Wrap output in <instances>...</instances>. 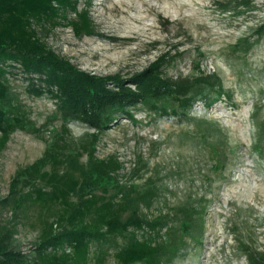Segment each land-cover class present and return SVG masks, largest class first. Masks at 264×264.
I'll return each mask as SVG.
<instances>
[{
	"label": "rangeland",
	"instance_id": "374dc122",
	"mask_svg": "<svg viewBox=\"0 0 264 264\" xmlns=\"http://www.w3.org/2000/svg\"><path fill=\"white\" fill-rule=\"evenodd\" d=\"M147 2L154 9L146 16L136 0H80L94 36L76 38L65 24L38 30L39 36L77 69L99 77L127 82L164 56L166 78L191 77L198 69L220 80V99L210 105L197 100L185 117L157 116L141 107L130 110L132 120L120 116L99 136L94 157L120 164L115 175L122 186L140 193L155 187L156 198L143 209L149 218L169 214L178 227V209L202 212L201 229L183 237V257L174 264H248L242 246L264 251V35H256L264 26V0ZM9 84L31 125L11 134L0 151V198L8 195L16 171L41 157L62 124L52 99L29 94L20 73L13 72ZM67 129L69 144L79 145L92 133L80 123ZM107 190L116 192L111 184ZM42 213L37 204L14 217L9 208L0 210V223L15 227L20 251L32 250ZM113 252L105 264H117Z\"/></svg>",
	"mask_w": 264,
	"mask_h": 264
},
{
	"label": "trees",
	"instance_id": "16d2710c",
	"mask_svg": "<svg viewBox=\"0 0 264 264\" xmlns=\"http://www.w3.org/2000/svg\"><path fill=\"white\" fill-rule=\"evenodd\" d=\"M79 4L0 0V151L11 134L31 125L9 84L15 71L24 77L29 94L52 99L62 122L55 140L35 162L16 171L8 195L0 198V210L9 208L13 217L36 204L46 214L38 217L39 233L29 253L16 247L14 225L0 223V264H105L110 248L117 264H174L183 257V237L201 229L202 212L178 209V227L169 214L149 218L143 209L156 198L155 187L140 193L119 184L115 172L120 164L97 160L95 146L120 116L132 120L130 110L137 107L157 116L185 117L197 100L210 105L223 95L220 80L198 69L191 77L166 78L164 56L127 82L80 71L49 48L38 31L65 24L76 38L94 36L91 17ZM256 35H264V26ZM69 123L92 133L79 145L65 143ZM83 155L85 162L80 161ZM106 184L116 192L108 195ZM49 215L56 217L50 221ZM241 250L248 264H264V251L246 245Z\"/></svg>",
	"mask_w": 264,
	"mask_h": 264
},
{
	"label": "bare ground",
	"instance_id": "6f19581e",
	"mask_svg": "<svg viewBox=\"0 0 264 264\" xmlns=\"http://www.w3.org/2000/svg\"><path fill=\"white\" fill-rule=\"evenodd\" d=\"M138 3H139V6L142 8V11H141V13L143 14V15H148V12H151V11H153V7L152 6H150L148 3L149 2H147V0L145 1V0H136ZM151 1V0H150ZM158 1V0H157ZM159 1H168V0H159ZM154 2V1H153ZM127 3V2H126ZM151 3V2H150ZM128 4V3H127ZM119 6L120 7H124V3L123 2H120L119 3ZM132 8L131 7H126V10L128 11V10H131ZM117 11L116 13L118 14V15H126V14H124V13H126L124 10H121L120 8L118 9L117 7H112V9H111V11ZM140 11V10H139ZM138 11V12H139ZM140 13V14H141ZM133 21L134 22H137V21H140L139 19H133Z\"/></svg>",
	"mask_w": 264,
	"mask_h": 264
}]
</instances>
